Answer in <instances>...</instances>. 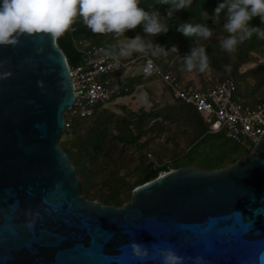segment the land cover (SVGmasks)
<instances>
[{"label":"water","instance_id":"water-1","mask_svg":"<svg viewBox=\"0 0 264 264\" xmlns=\"http://www.w3.org/2000/svg\"><path fill=\"white\" fill-rule=\"evenodd\" d=\"M74 101L57 37L0 46V264H164L169 250L181 264H264V133L226 167L172 169L107 205L83 195L60 144Z\"/></svg>","mask_w":264,"mask_h":264},{"label":"trees","instance_id":"trees-1","mask_svg":"<svg viewBox=\"0 0 264 264\" xmlns=\"http://www.w3.org/2000/svg\"><path fill=\"white\" fill-rule=\"evenodd\" d=\"M219 2L220 0H193L189 10L178 11L171 18L162 17L163 22L170 27L167 34L158 38L145 37L153 43L164 45L169 50L176 45L180 52H169L167 55L161 53L157 56L133 53L129 59L153 58L164 71L176 77L182 87L207 89L227 79L235 80L237 83L235 99L243 105L256 106L264 97V39L253 35L251 39L239 44L233 52L224 51L221 48V41L229 33L223 28L225 23L223 14L218 23L205 14V10L211 14ZM140 6L149 11L158 9L162 15H166L169 8V5L162 4L161 0H141ZM184 21L193 24L207 23L213 28L212 37L207 40L195 36L185 37L176 30V27ZM252 23L261 26L259 17L254 18ZM137 34L146 35L141 27L129 30L118 38L113 33H94L81 18H77L70 29L57 37V40L68 58L70 67L74 68L84 60V44L103 45L107 50H118L121 44L127 43L128 37ZM197 45L204 46L209 55V69L204 73L198 70L189 72L184 67L183 55L188 53L192 46ZM250 64L253 66L250 67ZM209 70H213L214 80L206 79ZM191 73L197 74L199 82L193 79L187 80L186 76ZM152 78L161 81V78L155 75L137 76V74L129 77L123 84L115 81L116 93L112 100L106 104L94 105V113L90 117L70 118L66 114L70 119V126L66 128L60 144L76 166L82 181L83 195L88 199L99 200L107 205L123 206L131 200L132 192L137 186L158 177L163 172L187 165L201 166L203 163L205 165V162L200 161V157L207 152L202 147L207 145L216 147L215 140L211 144L207 143L210 140L206 138L210 135H225L210 133L203 115L184 100L176 99L168 86L172 92L173 102L166 103L162 108L147 110L141 107L138 111L125 108L123 113L115 111L112 106L123 110L121 105L116 104L118 98L135 93L142 82ZM107 104L112 106L109 107ZM166 122L168 125L164 124ZM173 125H178L182 134L192 133L189 148L181 153L175 152L169 162L156 164L149 161L147 145L150 143V135L166 132ZM146 137L147 140L143 141ZM244 150V155L231 157L228 164L222 161L210 165L208 170L232 164L252 151L245 146ZM133 152L138 153L139 160V164L135 167L131 165L134 155L130 153ZM133 177L137 178L132 181Z\"/></svg>","mask_w":264,"mask_h":264},{"label":"clouds","instance_id":"clouds-1","mask_svg":"<svg viewBox=\"0 0 264 264\" xmlns=\"http://www.w3.org/2000/svg\"><path fill=\"white\" fill-rule=\"evenodd\" d=\"M169 5L166 15L158 9L146 10L141 0H0V46H17L21 37L32 34H50L59 37L74 24L77 18L94 33H113L115 37L125 35L129 30L141 27L144 36L137 34L128 37L117 49L105 52L112 59L131 56L133 53L151 54L180 52L178 46L167 49L164 45L146 39L147 36L167 34L170 27L162 17L171 18L178 11L190 9L193 0H161ZM205 14L215 23L221 19L224 30L229 35L221 41V48L233 52L239 44L256 35L264 39V0H220L214 11ZM259 17L261 26L254 25L253 19ZM176 30L185 37L193 36L207 40L213 35V28L207 23L193 24L184 21ZM187 71L198 70L201 73L209 69V55L202 45L192 46L183 55ZM138 254L139 250H138ZM164 264H181V258L173 251L163 253Z\"/></svg>","mask_w":264,"mask_h":264},{"label":"built area","instance_id":"built-area-1","mask_svg":"<svg viewBox=\"0 0 264 264\" xmlns=\"http://www.w3.org/2000/svg\"><path fill=\"white\" fill-rule=\"evenodd\" d=\"M84 60L71 68L74 84L75 101L69 117H90L94 105L106 104L116 93L114 83L123 84L129 77L136 75L135 67L139 64V75H155L170 88L176 99L184 100L194 106L205 118L212 134L224 133L233 141L253 149L264 133V97L255 107L243 105L235 99L237 83L227 79L207 89L182 87L170 72L164 71L151 57L112 59L106 57L109 51L103 45L84 44ZM66 126H70L67 118Z\"/></svg>","mask_w":264,"mask_h":264},{"label":"rangeland","instance_id":"rangeland-1","mask_svg":"<svg viewBox=\"0 0 264 264\" xmlns=\"http://www.w3.org/2000/svg\"><path fill=\"white\" fill-rule=\"evenodd\" d=\"M130 57L131 56L125 58L129 59ZM139 64L140 63H138L134 69L137 76L139 75L138 72L141 71ZM249 66L252 67L253 64H250ZM206 77L208 80H214L215 74L213 73V70H209L206 74ZM186 78L187 80H200L195 73L188 74ZM171 95L172 92L162 80L160 81V79L152 78L142 82L135 93L127 97L124 96L122 98H118L116 104L121 105L123 110L110 104L107 105H109V107L112 106L115 111L121 113H123L125 108L138 111L141 107H145L147 110H152L162 108L166 103L173 102ZM250 106L254 107L255 104H250ZM164 124L168 125L167 122ZM191 134V132L184 134L180 133L178 125H173L172 128L166 132H157L155 134H151L149 141L150 143L147 145L149 161H153L156 164L171 161V157L175 152L181 153L182 151L189 148L188 145L192 139ZM206 139H209L210 141L207 143L210 142L211 144H213L212 141L215 140L216 147H212L211 145L202 147V149L207 151L206 154H203V156L200 157V161L205 162V165L204 163L201 165V167L204 169L208 170L210 165H215L216 163H221L222 161H225V164H228L231 157L235 155L242 156L245 154L243 144L237 143L225 135H210ZM146 140L147 137L143 138V141ZM130 155H134L131 165L132 167H135L139 164L138 153L133 152L130 153ZM136 178L137 177H133L132 181H134Z\"/></svg>","mask_w":264,"mask_h":264}]
</instances>
